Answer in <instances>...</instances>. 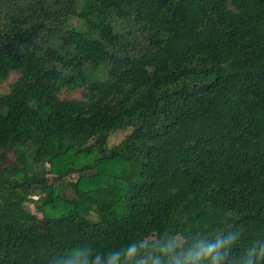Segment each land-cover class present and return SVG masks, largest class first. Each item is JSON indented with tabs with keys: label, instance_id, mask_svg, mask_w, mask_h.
Listing matches in <instances>:
<instances>
[{
	"label": "trees",
	"instance_id": "trees-1",
	"mask_svg": "<svg viewBox=\"0 0 264 264\" xmlns=\"http://www.w3.org/2000/svg\"><path fill=\"white\" fill-rule=\"evenodd\" d=\"M73 42L115 103L58 97ZM13 70L0 264H264V0H0Z\"/></svg>",
	"mask_w": 264,
	"mask_h": 264
},
{
	"label": "rangeland",
	"instance_id": "rangeland-1",
	"mask_svg": "<svg viewBox=\"0 0 264 264\" xmlns=\"http://www.w3.org/2000/svg\"><path fill=\"white\" fill-rule=\"evenodd\" d=\"M61 52V58L48 56L47 59L49 60V64L56 66L62 76L72 75L75 77V80L72 81L66 77H60L58 79L56 86L59 89V98H81L86 95V97L94 104L116 102V95L110 88L111 77L106 76L103 67L91 70L85 60H79L81 49L78 42L64 45ZM81 71H84L86 75H82ZM19 74L20 72L18 70H13L10 71L7 78H0V98L9 92L11 83L19 76ZM94 84H101V90L93 89L92 86ZM5 113L6 106L0 102V114L4 115ZM126 133L127 131L124 130L112 133L108 138L107 144H116ZM63 162H65V160H60L59 164H62ZM72 176L74 177V175ZM63 193L68 199L73 198V194L70 190H65ZM25 207L30 213L36 214L31 202H25ZM80 214L88 219H97L96 214L90 208L81 210Z\"/></svg>",
	"mask_w": 264,
	"mask_h": 264
},
{
	"label": "clouds",
	"instance_id": "clouds-1",
	"mask_svg": "<svg viewBox=\"0 0 264 264\" xmlns=\"http://www.w3.org/2000/svg\"><path fill=\"white\" fill-rule=\"evenodd\" d=\"M211 251H212V250L210 249V250H209V254H211Z\"/></svg>",
	"mask_w": 264,
	"mask_h": 264
}]
</instances>
